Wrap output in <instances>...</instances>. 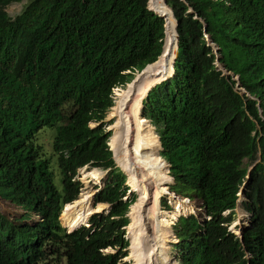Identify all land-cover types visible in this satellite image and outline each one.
Returning a JSON list of instances; mask_svg holds the SVG:
<instances>
[{"label": "trees", "instance_id": "trees-1", "mask_svg": "<svg viewBox=\"0 0 264 264\" xmlns=\"http://www.w3.org/2000/svg\"><path fill=\"white\" fill-rule=\"evenodd\" d=\"M22 1L0 0V113L33 115L53 110L49 117L56 113L84 129L88 122L103 118L110 105V90L123 69L143 67L160 54L164 21L149 11V0H29L19 14L10 17L7 7ZM156 1L151 0L149 7L158 12ZM185 1L209 23L211 37L221 47V63L240 75L243 86L257 100H222L208 109L214 119L208 128L212 150L202 146L204 142L194 131L196 148H181L188 126L182 112L174 111L178 103L159 111L167 110L163 114L171 115L167 117L170 130L163 139V154L186 167V183L197 192L202 189L200 196L212 217L209 222L181 219L175 226L181 264H264V12L248 19L239 3L224 14L210 11L209 0ZM168 2L179 21L181 37L176 78L186 83L204 78L230 92L229 80L212 67L198 22L192 15L186 17L187 6L181 0ZM165 4L164 0L162 7L170 13ZM166 22L163 53L170 36L167 15ZM175 49L176 39L170 64L176 57ZM17 80L20 91L16 94ZM144 121L146 135L155 138ZM107 138L101 128L88 130L79 151L73 150L80 145L79 140L60 148L70 152L69 161L55 166L63 181L60 194L54 172L31 166L33 160L28 162L20 151L3 157L7 163H0L1 198L15 201L28 213L40 212L42 221H32L27 212L13 221L0 214V264H121L127 246L120 232L127 223L123 218L127 206L121 200L122 179L108 183L96 198L112 205L108 216L96 215L90 228L70 234L59 222L63 204L78 194V186L71 181L75 169L89 162L113 166L106 150ZM245 159L254 169L243 190L247 200L239 204L249 215L241 239L227 225L235 220L237 192L247 177ZM220 177H228L230 183ZM227 210L230 214L223 215ZM173 233L172 229L162 231L167 254L169 243L176 239L170 237ZM109 246L119 247L117 253L104 255L101 250Z\"/></svg>", "mask_w": 264, "mask_h": 264}, {"label": "clouds", "instance_id": "clouds-1", "mask_svg": "<svg viewBox=\"0 0 264 264\" xmlns=\"http://www.w3.org/2000/svg\"><path fill=\"white\" fill-rule=\"evenodd\" d=\"M28 2L29 0L26 2V4L23 7H25ZM150 2L151 0L148 1L149 11L157 15L155 11L149 7ZM181 2L187 6L186 17L187 15H192L193 20L198 22V25L201 28L200 34L204 42V46L210 51L208 57H212V67L214 66L217 72H220L223 77L229 80V84L232 86V89H230V92L229 89L227 91H223L221 85L217 83H210L208 81H203L202 79L204 78L194 79L191 82L189 81V83H186L183 78L181 79L176 78V62L180 60L181 37L178 32L179 21L176 18V15L170 3L168 2V0H165L166 4L164 5V7L166 6L170 7L171 17L174 18L176 21L175 36L179 37L178 39H176L175 37L176 57L171 62L172 70H173L172 77H170L168 80L165 79L162 82L156 84L154 87L150 88L148 93L145 96H143L141 99L137 100V102L142 100L140 106L141 108H143L144 110L143 112L146 113L145 115H147L143 119L147 120V124L153 129L155 136L160 142L159 144L160 149L158 151V154L160 156V159H162L165 164L164 169L168 172L167 174L168 178L171 179V182L167 181L168 183L164 185H160L161 188L163 189L166 188L167 190H165L164 192L158 190L161 192L160 194L161 197L159 198L161 199L159 202V207L161 212L165 213L175 210L174 207L175 202L180 203L181 206L192 205L194 206L195 209L194 212H192L189 209V207H184L182 209V214L178 216V218L175 220V222L171 227L172 233L174 232L175 226L181 219L193 218L201 222L202 221L209 222L211 221L212 217L206 211L207 204L206 202H204L205 200L202 196L200 197L203 198L204 201H202L199 211L197 199H196L198 192L197 190L193 189L186 183V179H187L186 167L183 166L182 163L175 164L174 161L167 159L166 156H164L163 154L164 152L163 139L166 137L167 133L170 130V125L167 123L168 121L167 117H171L170 114L165 115L163 114V112L167 111L169 107H172L173 105L178 103L174 111L182 112L183 119H185V123L188 126L186 128L187 132L180 141L182 149L187 150L189 148L191 149L196 148V146H194V139L192 138V132H191L194 131L198 134L197 136L198 140L201 139L204 142L205 145L204 147H206V149L209 148L210 150H212L213 141L211 137V131L210 134H208V128L209 125L212 127L214 123V119L211 120V116L208 113V109L222 100L238 99L240 102L242 101L246 102L247 99L257 100L254 96H251L249 92L246 90V87L243 86L242 78L240 77V75L234 74L233 71L229 70L223 63H221L222 61L221 47L213 39V37H211L212 34L209 31V23L206 21V19H204L201 15H199V13L196 14L194 9L191 8L185 0H181ZM236 3H239L242 6L248 19L252 18V15L254 13L264 12V0H209L207 7L212 12L225 14L232 11L235 8ZM157 16L161 18L159 15ZM163 18L161 19L164 21V26H163L164 37L161 40L162 47L159 56L154 62L143 65V67H137V66L127 67L120 72L119 79L110 90V94H109L110 105L108 106L101 120L90 121L87 123V125H85L84 129H81L80 128L81 124H76V125L72 124L71 123L72 120H65L56 113L54 117H49V114L52 113L53 110L47 113H41L39 111L38 113L33 115L11 114L7 111L1 112L0 118L2 119L0 120V163H7L3 158L6 154L20 151L26 156V158H28V162L30 160H33L31 166L40 165L45 167L46 172H52V173L54 172L53 174H54L55 185L57 187V193L58 194L62 193L63 181L60 174L56 171L55 166L56 164L58 166V164L61 162L69 161L70 152L68 150H60V148L66 146L67 144H69L74 140H79L80 145L73 148L74 151H79L81 145L86 143L85 139L83 138H86L88 130L91 132L94 131L97 132L98 128H101L103 130L108 124H113V123L119 125L116 131L121 132V136H123L127 131V127H130V125L132 124L131 120L133 119V114L129 112V109L127 108V103H129V101L136 100L137 93H135V91H132L133 94H131V96L129 97L128 96L123 97L121 96V93L129 89L130 82H132L133 85L136 83L141 84L142 81H144V79H146L147 77L146 76L147 70L153 72L148 77H160L163 73H165V71H167V69H163L162 71H157L156 68L157 63H159L158 62L159 59H161L163 56V50L166 39V28H167V24L165 25V23H167L165 20L166 15H165V19ZM153 64H155V67L151 68ZM22 77H24L23 74ZM20 79L22 81L23 78H19V80ZM19 80L15 82V85L17 86L15 87L16 89L14 90V92L16 94L20 91L17 84ZM135 87L137 88L138 86ZM183 97H184V101L181 102L183 100ZM256 106L260 112L261 118H263V110L260 106V103L258 102ZM163 108L167 110H164L163 112H159L162 111ZM138 114H142V113H138ZM96 124L99 125L94 127ZM199 131H203V132L199 133ZM103 133L104 135L105 134L108 135V138L105 141V145H106V150L111 155L113 166L105 168L102 166H98L93 162H89L75 169L71 181L72 183H75L78 186V194L73 201L66 202L63 204L59 215V222L61 226L66 227V228L63 227V229H65L66 232L70 234L82 228H86V229L90 228L92 226L91 220L96 215L108 216L112 205L106 202H97L96 198L101 192L105 190L108 183L112 184L118 181L119 179H122L123 183L121 189L124 190V194L121 200L127 206L123 218L127 220V223L123 227H121L120 232L122 233V238L127 243V246L123 249V252L126 255L119 260V263L132 264L131 261H126V259H128L127 257L131 255V246H132V239L129 234V227L132 220L129 214L131 212L132 206L137 204L136 202L139 200V195L137 192L132 191V187L128 184L129 177L122 169V167L117 164V160L123 161L129 156L130 163L134 164L137 161L143 159L146 152L144 147L145 141L134 139L127 143L126 145L127 149L125 151L122 149V144H121L120 149L122 152H120L119 149L118 150L114 149L112 145V139L113 136L115 135V131L113 132L105 131ZM176 135L177 134H174L173 136ZM37 149H39L40 151L38 152ZM50 149H52V152H49ZM61 157H64V159L59 160V158ZM244 163H245L244 166L247 167L248 169V173L246 179H244L245 183L243 184L239 192H237V197L239 198L238 200L244 198H246L245 200H247V197L244 195L243 190H244V186H246L248 183V180L250 178V173L254 169V165H251V163L248 162L246 159ZM94 169H99L105 173L100 183H96V181L92 180L91 177H86V174L93 171ZM173 188L185 189V193H183V195H181L180 197L178 196V194H175L176 197H179L177 201H173L170 197V191ZM89 191H91L94 194L90 206V210H92V214L85 221V223L83 222L80 226H77L74 229H70L68 226L64 224L62 220V215L66 211L68 205H73L77 200L81 198L83 193ZM156 191L157 190H154V192ZM0 200L3 203H7L8 205H11V207L13 206L14 208L20 209V211L22 212L19 215H15L14 218H10L8 215L3 213V210L1 209L0 206V214L5 216L7 219L13 221L16 218H19L25 212H27V214L30 215V217L32 218V221L35 222L42 221L40 212L37 211V212L28 213V211H26L22 206L15 204V201L11 199H3L0 196ZM98 205H104L106 207L101 212H94L93 210H95V208ZM150 205H151V199H148L147 203L144 205L146 212L150 209ZM237 210H244V209H242L239 205L238 209L235 210L236 216H237ZM244 213L247 214V219H246V224L243 225V227L236 229V226H232V224L236 221V216H235V220L231 224L227 225L228 230L236 234L241 239H242V228H245L249 225V221H248L249 215L245 210ZM229 214H230L229 210L223 213V215L225 216ZM173 236H176V234L174 233L170 234V237ZM140 237L142 238L144 236H140ZM177 241H178L177 243L174 242L169 243L168 257L170 255H171L170 256L171 259H174L176 257L174 264H181L182 252L179 247L180 240L177 239ZM152 244L154 243H151L150 245ZM118 249L119 247L109 246L105 249H102L101 252L104 255L116 254Z\"/></svg>", "mask_w": 264, "mask_h": 264}, {"label": "bare ground", "instance_id": "bare-ground-1", "mask_svg": "<svg viewBox=\"0 0 264 264\" xmlns=\"http://www.w3.org/2000/svg\"><path fill=\"white\" fill-rule=\"evenodd\" d=\"M163 1L164 0H157L155 6L158 9V12L168 16L170 21L168 24L170 36L167 41L163 56L161 60L158 61L159 63H157L156 68L157 71H162L163 69H167V71H165V73H163L160 77H147L146 81L144 80L141 84L136 83L133 85L132 82L129 83V89L121 93V96L129 97L131 94H133L132 91L137 93L136 100L129 101V103H127L129 112L133 114V119L131 120L132 127L127 128V131L123 136H121V132L115 130V135L112 139L113 148L116 150L119 149L120 152H122L120 149L121 144L122 149L125 151L127 149L126 145L128 142L134 139L145 141L144 147L146 152L143 159L137 161L134 164L130 163L129 156L123 161L117 160V164L122 167L129 177L128 184L132 187V191L137 192L139 195V200L136 202L137 204L132 206L131 212L129 214L132 220L129 227L132 246L131 255L127 257L128 259H126V261H131L132 264H174L176 257L171 259L170 256L168 257L167 252H164V238L162 231L171 229L175 220L182 214V209L184 207H189L192 212L195 210L194 206L192 205L181 206L180 203L175 202V210L165 213L161 212L159 207V202L161 200L159 198L161 197V192L158 190H161L162 192L167 190L166 188H161L160 185L168 183L167 181L171 182V179L168 178V172L164 169L165 164L163 160L160 159L158 154L160 142L158 141L157 137L150 138L146 135L147 130L144 121L145 119H142L143 117H140L136 111L141 109L140 103L142 101L141 100L137 102V100L145 96L150 88L171 77L173 73L170 60L174 56V20L171 17L169 11L162 7ZM149 73L153 72L148 70L147 75ZM135 86L138 87L136 88ZM118 127L119 125L116 126L117 129ZM202 146H204V144H202ZM154 162L156 163L155 166ZM104 175L105 173L103 171L94 169L93 171L86 174V177H91V179L95 180L96 183H100ZM221 179L224 183H230L228 177ZM154 190L157 191L154 192ZM183 193H185V189L173 188L170 191V197L173 201H177L179 197L183 195ZM175 194H178L179 197H176ZM201 194L202 189L198 192L196 197L199 211L201 203L204 201L203 198L200 197ZM93 195L94 194L91 191L83 193L81 198L73 205H68L66 211L62 215V220L66 226H68L70 229H74L77 226H80L83 222L85 223V221L92 214L90 206ZM140 197H142L141 204ZM148 199H151V205L150 209L146 212L144 205L147 203ZM245 199L246 198L235 201V208L233 210L238 209L239 204L243 203ZM103 206L104 205H98L93 211L101 212L104 208ZM140 236L144 237L141 238ZM171 242H176V239L172 240ZM151 243L154 244L150 245Z\"/></svg>", "mask_w": 264, "mask_h": 264}, {"label": "rangeland", "instance_id": "rangeland-1", "mask_svg": "<svg viewBox=\"0 0 264 264\" xmlns=\"http://www.w3.org/2000/svg\"><path fill=\"white\" fill-rule=\"evenodd\" d=\"M27 1L28 0H24L22 3H17V4H14V5L7 7L8 14L11 17H15L17 14H19L21 12L23 6L26 4ZM150 75H151V73H149L146 76L148 77ZM147 77H146V79H147ZM146 79H144V80L146 81ZM155 165H156V163L154 162V166ZM141 198L142 197H140V204H141ZM0 206H1V209L3 210V213L8 215L10 218H14L15 215H19L22 213L20 211V209L14 208L13 206L11 207V205H8L7 203H3L1 200H0ZM103 207L105 208L106 206H103ZM246 219H247V214L244 213V210H237L236 221L232 224V226H236V229H239L240 227H243V225L246 224Z\"/></svg>", "mask_w": 264, "mask_h": 264}, {"label": "water", "instance_id": "water-1", "mask_svg": "<svg viewBox=\"0 0 264 264\" xmlns=\"http://www.w3.org/2000/svg\"><path fill=\"white\" fill-rule=\"evenodd\" d=\"M157 15H159L161 18H163V16H164V14H161L160 12H155ZM163 19H165V17L163 18ZM166 20V19H165ZM167 23H165V25H166ZM179 37H176V39H178ZM159 60H161V59H159ZM151 68H153V67H151ZM144 110H143V108H141V109H139V110H137V112L138 113H142V114H139V116L140 117H143V118H145V116H147V115H145L146 113H144L143 112ZM142 118V119H143ZM97 125H99V124H96L94 127H96ZM116 126H117V124H108L103 130H102V132H105V131H109V132H113V131H115L117 128H116ZM130 127H132V124L130 125ZM98 128V127H97ZM127 128H129V127H127ZM12 178H13V176L12 175H10L9 177H8V179H10L11 181H12ZM200 185H201V187H204V184L200 181ZM62 227H64V228H66L65 226H62ZM173 237H175V236H173ZM173 237H171V238H173ZM177 236H176V242H174V243H177L178 241H177ZM171 256V255H170Z\"/></svg>", "mask_w": 264, "mask_h": 264}]
</instances>
